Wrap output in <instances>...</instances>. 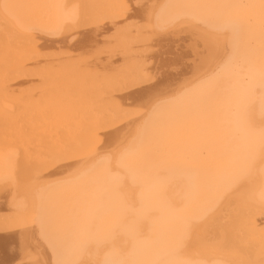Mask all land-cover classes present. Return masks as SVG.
Wrapping results in <instances>:
<instances>
[{
	"label": "bare ground",
	"instance_id": "1",
	"mask_svg": "<svg viewBox=\"0 0 264 264\" xmlns=\"http://www.w3.org/2000/svg\"><path fill=\"white\" fill-rule=\"evenodd\" d=\"M0 264H264V0H0Z\"/></svg>",
	"mask_w": 264,
	"mask_h": 264
},
{
	"label": "rangeland",
	"instance_id": "2",
	"mask_svg": "<svg viewBox=\"0 0 264 264\" xmlns=\"http://www.w3.org/2000/svg\"><path fill=\"white\" fill-rule=\"evenodd\" d=\"M65 125V124H64ZM40 128H41V130H44L45 129V126L44 125H40ZM43 135V134H42ZM49 136L51 137V139H53V140H55L56 138H57V136H58V133H55V135L54 136H51L50 134H49ZM53 137V138H52ZM56 137V138H55Z\"/></svg>",
	"mask_w": 264,
	"mask_h": 264
}]
</instances>
